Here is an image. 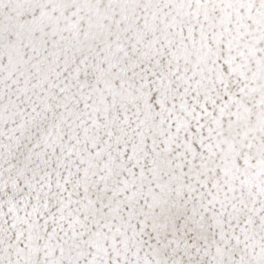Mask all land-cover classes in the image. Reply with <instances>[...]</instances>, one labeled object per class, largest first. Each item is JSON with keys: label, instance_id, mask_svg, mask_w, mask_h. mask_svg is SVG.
Here are the masks:
<instances>
[{"label": "snow or ice", "instance_id": "snow-or-ice-1", "mask_svg": "<svg viewBox=\"0 0 264 264\" xmlns=\"http://www.w3.org/2000/svg\"><path fill=\"white\" fill-rule=\"evenodd\" d=\"M0 264H264V0H0Z\"/></svg>", "mask_w": 264, "mask_h": 264}]
</instances>
